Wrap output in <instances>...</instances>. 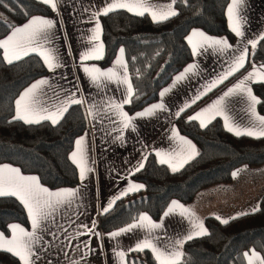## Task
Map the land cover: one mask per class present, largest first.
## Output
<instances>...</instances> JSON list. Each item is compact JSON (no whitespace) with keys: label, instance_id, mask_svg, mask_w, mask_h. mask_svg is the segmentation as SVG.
<instances>
[{"label":"trees","instance_id":"obj_1","mask_svg":"<svg viewBox=\"0 0 264 264\" xmlns=\"http://www.w3.org/2000/svg\"><path fill=\"white\" fill-rule=\"evenodd\" d=\"M172 1L177 15L159 23L147 14L140 16L124 9L100 15L104 53L97 63L107 66L118 48L124 49L135 90L132 103L124 105L129 114L157 100L160 89L191 61L192 53L186 42L191 29L233 37L225 16L229 0ZM50 14L51 8L39 0H0V38L33 15ZM249 52L239 72L252 64H264V40L259 39L257 48ZM46 72L43 61L35 54L8 64L0 50V163H9L22 173L36 175L42 185L51 189L73 187L79 179L69 153L74 139L87 126L83 106L73 104L55 125L45 120L28 124L13 119V104L18 93ZM252 88L260 100L257 110L264 115V83H254ZM190 109L182 112L175 124L182 135L195 143L199 155L176 172L153 155H147L143 169L131 175L145 187L116 200L108 213L98 215L97 227L102 233L130 223L141 213L156 220L170 200L188 205L200 190L229 182L236 167L264 164V137L236 136L225 130L218 118L201 127L194 120L184 119ZM228 221L225 224L212 216L204 217L207 235L182 244L181 264H245L244 253L251 249L264 259V194L255 210L233 216ZM12 222L28 227L25 208L14 196H0L1 232L8 235ZM126 263L157 264L146 249L128 253ZM0 264L21 263L10 252L0 250Z\"/></svg>","mask_w":264,"mask_h":264},{"label":"crops","instance_id":"obj_2","mask_svg":"<svg viewBox=\"0 0 264 264\" xmlns=\"http://www.w3.org/2000/svg\"><path fill=\"white\" fill-rule=\"evenodd\" d=\"M107 2H110V0H56V9L48 5L51 8L50 15H33L54 21V27L46 33L47 39L42 40L41 43L46 48L52 50L53 54L58 57V62L61 66L54 71H49L44 64L47 70L45 75L31 81L14 99V116L16 114L15 101L25 89L40 79H47L49 84L43 86L38 92L39 105L44 109L50 110L51 114L55 115V106L65 103L67 97L74 93L76 99L85 101L81 105L85 111L87 126L83 133L74 139L72 150L69 153V159L77 169L79 179L77 185L51 189L42 185L36 175L25 174L20 171V174L23 176L36 177L38 184L48 189L49 192H58L63 189H78L76 197L58 205L53 218L46 223H42L41 228L37 230L36 235L40 239L38 242H34L33 248L36 251L38 259L33 257L32 264H127L126 257L130 253L128 249L146 238V230L137 229L133 232L122 234L115 239H110L108 234L112 231H117L121 227L102 233L97 227L98 215L103 213V209L108 203L116 196H119L130 184H141L134 180L131 175L136 172L135 169L138 167L139 162H141L142 157H147L150 154L159 162L161 157L167 158L165 156L166 153L178 154L181 153L183 148H187L188 145L184 141H191V144L195 145L189 137L182 135L176 127L175 119L177 116L175 113L181 107L190 105L186 107V110L188 108L191 109L184 114V119L188 120L195 113L201 112L203 109L213 105V102L221 97L227 89L234 87L244 80L253 71L254 66L258 73H260L261 69H264V64L249 65L241 72H239L241 70L239 69L225 79L223 81L225 83L219 89L206 96L214 88L222 84L219 83L217 86L212 87L211 91H207L205 88V85L211 87L210 81L217 79L219 75H223L228 70L232 54L242 50L243 46L247 44L248 39H256L258 42L260 37L264 35V0H243L240 4L239 14L242 17L244 37H238L230 28V20L227 13L228 5L231 3V0H229L225 16L227 26L232 32L233 37L230 39L223 35L214 36L198 28L191 29L186 35V42L192 53L191 61L173 75L169 82L160 89L161 91L164 88H172L166 94L163 101L166 105V110L158 111L151 117L137 118L134 121L135 131L125 129L123 131V138L118 139L121 136L120 124L118 123L119 118L113 116L111 119L106 118L102 121L99 119L93 120L89 115V107L93 103L99 105L102 98L108 99L114 97L117 102L121 101L123 99L121 95L123 88L107 81L103 82L100 86L93 84L83 71V67H95L102 71L108 70L114 67L117 57L126 62L125 51L121 53L120 49L122 47H119L114 59L105 67L97 63L99 59L83 62L80 60L81 53L87 52L94 44L99 43L103 46L100 15L98 18H94L93 14L107 6ZM120 2H133V0H120ZM145 3L157 15L167 10L175 11L172 0H145ZM124 10L128 11L127 9ZM136 10L140 11L142 9L137 8ZM130 13L134 14V12ZM145 14L153 21L149 13ZM97 19L100 24L99 41L93 42L90 38L93 35ZM27 20L16 26H22ZM11 30L0 40L10 35ZM193 30L203 32L208 37L224 38L232 45V48L223 54L214 48H208L201 50L194 56L192 46L187 39ZM193 39L195 40L196 37ZM247 47L248 53H250L249 51L252 47L251 45H247ZM1 54L3 57V50H1ZM30 54L37 55L43 61V58L38 53L33 52ZM192 63L197 65L195 74H189L187 79L172 87L174 77L182 72L187 65ZM248 84L255 95L252 88L254 83L249 81ZM201 90L206 91L207 94L202 95L199 100L206 97L198 104L196 103L199 100L192 103L196 94ZM158 102H160L159 95L154 102L128 114L130 116L134 115L136 112L142 111L144 108ZM224 103V115L217 116L216 118L220 120L225 130H227L226 124L239 131H244L245 129L260 130L261 122L258 117L264 115L258 112L257 104L255 105L253 114L250 109V103L245 96L233 95L225 98ZM123 111L126 112L124 108ZM42 114L48 115L50 113L46 111ZM60 118L58 117V119ZM201 118L205 120L206 124L209 123L206 114L202 115ZM20 121L24 122L23 120ZM45 121L51 122L50 120ZM194 121L200 125L198 120ZM230 133L234 134V132ZM80 138H83L81 144L77 145L76 140ZM74 151L78 154L77 162H73L71 158V154ZM195 151H197L196 146ZM157 152L161 156H157ZM81 155L83 157L82 161ZM184 159H187L186 155L181 156L178 160H173L172 163L179 169ZM80 163L91 169L90 172L86 173V178L83 181L80 179L79 174ZM164 165L171 169L168 164ZM3 166L18 169L9 163H0V167ZM237 170H239V174L236 176L232 175L229 182L214 184L197 192L194 200L188 205H184L174 199L170 200L160 217L156 220H153L147 213H141L147 214L153 222H161L163 214L168 210L171 202H178L176 205H172L175 208V214H170L166 218H163V227L152 230L151 239L156 246L163 250H170L173 242L177 239H183L187 235L197 237L195 236V232L198 230V226L206 229L204 224V217L206 216H212L222 221L223 219L228 220L233 216L255 210L261 195L264 194V164L260 166L241 165L236 167L232 171V174ZM14 197L17 198L16 196ZM17 199L20 201L19 198ZM180 205H183V208ZM25 211L27 213L26 208ZM179 213H183V215H179ZM27 217L29 221L28 227L16 222L10 223L9 226L18 224L26 231H32L28 213ZM93 221L95 222L93 234L81 235L82 232L86 231L81 225H87L89 228H92ZM64 229H67L66 233ZM5 237L9 239L12 237V230L10 228L9 234L5 235ZM69 240H71V243H69ZM114 251H123L125 256L122 258L119 255H115ZM148 251L153 255L151 250ZM246 252L250 253V250ZM244 257L245 264H249V260L252 259L251 253L248 257ZM17 259L22 264V261L18 257ZM253 264H259V262L254 261Z\"/></svg>","mask_w":264,"mask_h":264},{"label":"snow or ice","instance_id":"obj_3","mask_svg":"<svg viewBox=\"0 0 264 264\" xmlns=\"http://www.w3.org/2000/svg\"><path fill=\"white\" fill-rule=\"evenodd\" d=\"M42 3L50 5L53 9L57 8L56 0H41ZM243 0H231L228 5L227 13L230 20L231 30L238 36L244 37V31L242 29V17L239 14V6ZM140 8L142 10L137 11ZM117 9H127L130 12H134L136 15L143 16L145 13H149L152 16L154 22L159 23L169 19L171 16L177 15L175 11L167 10L161 12L159 15L155 11H152L145 3V0H133V2H120V0H110L107 2V6L99 9L93 14L94 18H98L99 15H107L108 13L115 11ZM87 11V9H86ZM54 27V21L52 19L33 16L27 20L22 26L13 27L11 34L5 39L0 40V50H3V59L8 63L12 64L14 61L22 59L23 56H27L30 53H38L44 61L49 71H54L61 65L58 62V57L53 54L51 49L45 47L41 43L42 40H46V33ZM99 30L100 24L95 25L93 30V35L91 36V41H99ZM196 37L194 40L193 38ZM189 43L192 46L193 55H197L201 50H206L208 48H214L221 54L227 52L232 48V45L224 38H212L206 36L203 32L193 30L192 34L187 37ZM260 39L264 40V36ZM256 39H248L247 44L243 46L242 50L238 53L234 52L228 64V70L223 74L219 75L217 79L210 81L211 87L205 85L207 91H211L212 87L217 86L219 83H223L225 79L231 76L233 73L243 68L245 62L248 59V47L251 45L252 49L257 48ZM120 52L123 53L124 49L121 48ZM254 55V51H253ZM103 57V46L99 43L94 44L87 52H83L80 55L81 62L91 59H102ZM197 65L195 63L187 65L182 72L174 77V83L172 87H175L181 81L187 79L189 74H195ZM83 71L87 74L89 79L93 84L100 86L103 82L107 81L110 83H115L118 86H122L123 91L121 95L123 99L119 102L115 100L114 97L103 99L97 105L93 103L89 107V115L93 120L99 119L100 121L104 119H111L113 116L118 117V123L120 124L121 136L118 139L123 138V131L125 129L135 131L134 121L137 118H146L154 116L158 111L166 110V105L163 102L166 94H168L172 88H164L159 92L160 102L152 104L151 106L144 108L142 111L136 112L134 115H129L127 112L123 111L124 105L130 104L135 96V90L131 82V78L128 74L127 63L120 57H117L115 65L113 68L108 70H100L99 68H89L87 66L83 67ZM264 82V69L260 70V73L254 69L248 74V76L236 84L234 87L227 89L221 97L213 102L208 108L203 109L201 112L195 113L193 116L189 117V121L198 120L201 127H206L207 124L205 120L202 119V115L206 114V118L210 123L211 120L215 119L217 116L224 115L225 112V98L233 95L245 96L250 103V109L254 114L255 105L260 103V100L252 93L248 82ZM49 81L47 79H40L32 83L25 91L20 95V97L15 101L16 103V114L13 117L14 120H23L25 123L33 124L40 123L42 120H50L53 125L59 122L58 117H62L65 112L73 104H83L85 101L76 99L75 94H71L67 97L65 103H61L59 106H55V115L51 114L50 110L44 109L39 105L38 92L43 86H47ZM206 91L201 90L192 100L195 103L199 100L202 95H206ZM190 105H185L181 107L175 114L177 117L181 115L186 107ZM48 111L50 114L43 115L42 113ZM261 122V127L259 131L245 129L244 131H239L233 127H229L226 124L227 130L234 132L236 136L247 135L252 137H264V116L258 117ZM175 134V133H174ZM83 138L77 139L76 144L80 145ZM183 139V138H182ZM188 145L187 148H183L181 153H166L167 158L161 157L159 162L161 164H168L173 172L179 169L173 165V160L180 159L181 156L186 155L187 159L182 160L180 166L188 163L190 160L194 159L195 156L199 155L195 151V145L191 144V141H184ZM77 152L71 154L73 162H77ZM157 156H161L159 152L156 153ZM83 157L81 155V161ZM147 157H142L141 162H139L138 167L135 171L138 172L144 167V160ZM80 169V179L83 181L86 178V173L90 172L91 169L87 168L83 163L79 164ZM239 174V170L233 172V176ZM145 185L143 184H130L127 189L116 196L108 205L103 209V213H108L115 204L116 200L121 199L123 196L139 191L143 189ZM78 189H63L58 192H49L48 189L41 187L36 177L23 176L20 174L19 169L8 168V166L0 167V196H16L23 203L27 210L28 216L31 220L32 231H26L24 228L20 227L18 224H12L9 228L12 230V237L6 238L3 232H0V250H4L12 253L14 256L18 257L22 264H32L33 257L38 259L36 251L33 248L34 242H38L40 237L36 235L37 230L42 226V223L48 222L53 218V214L58 205L62 204L66 200L74 199L77 195ZM177 201H172L168 207V210L164 212L163 218H166L170 214H175V208L172 205H176ZM183 208V205H180ZM183 215V213H179ZM163 218L161 222H153L147 214H140L138 218L134 219L132 223L127 224L125 227L119 228L117 231H112L109 233L110 239H115L129 232H133L137 229H144L147 232L146 238L140 240L135 244L134 247L128 249L129 252H143L145 249L151 250L154 255L157 264H181L183 259V253L180 250V246L187 240L194 238L193 235H187L183 239H177L173 242L172 248L170 250H163L157 247L156 244L151 239V232L155 229H160L163 227ZM220 219L219 217H217ZM222 223L227 224L229 221L223 219ZM85 232L81 235L93 234V229L95 228V222L93 221L92 228L87 225H81ZM51 231V229H49ZM65 233L67 229H64ZM98 235V234H97ZM207 235V230L203 229L202 226H198V230L195 232V236ZM71 243V240H69ZM87 247V245H85ZM252 259L249 260V264H253L254 261L259 262V264H264V259H261L259 253L254 250H250ZM249 252H245L244 256L248 257ZM115 255L124 257L125 253L123 251L115 252Z\"/></svg>","mask_w":264,"mask_h":264}]
</instances>
